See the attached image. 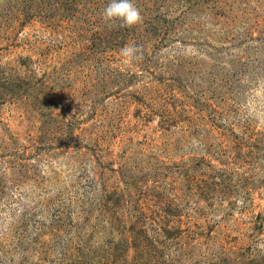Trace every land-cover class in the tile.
Here are the masks:
<instances>
[{"label":"rangeland","instance_id":"rangeland-1","mask_svg":"<svg viewBox=\"0 0 264 264\" xmlns=\"http://www.w3.org/2000/svg\"><path fill=\"white\" fill-rule=\"evenodd\" d=\"M106 3L0 0V264H264V0Z\"/></svg>","mask_w":264,"mask_h":264},{"label":"clouds","instance_id":"clouds-1","mask_svg":"<svg viewBox=\"0 0 264 264\" xmlns=\"http://www.w3.org/2000/svg\"><path fill=\"white\" fill-rule=\"evenodd\" d=\"M101 17L106 22L120 21L121 27H132L142 21L140 10L135 6L134 0H107ZM120 53L129 61L139 56L138 48L133 45L121 48Z\"/></svg>","mask_w":264,"mask_h":264}]
</instances>
